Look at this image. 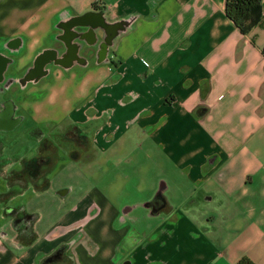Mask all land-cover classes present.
I'll return each mask as SVG.
<instances>
[{"label": "crops", "instance_id": "crops-1", "mask_svg": "<svg viewBox=\"0 0 264 264\" xmlns=\"http://www.w3.org/2000/svg\"><path fill=\"white\" fill-rule=\"evenodd\" d=\"M224 7L0 0V73L15 78L0 109L19 116L0 127V264L62 244L72 264H264V0L244 32ZM78 125L84 142L28 156L40 128ZM39 155L82 181L24 169ZM53 186L61 215L41 228L30 201Z\"/></svg>", "mask_w": 264, "mask_h": 264}, {"label": "flooded vegetation", "instance_id": "flooded-vegetation-1", "mask_svg": "<svg viewBox=\"0 0 264 264\" xmlns=\"http://www.w3.org/2000/svg\"><path fill=\"white\" fill-rule=\"evenodd\" d=\"M108 30V29H107ZM115 30H108L106 39H109L114 34ZM9 62V58H0V70L2 67L6 66ZM9 67V66H8ZM14 76L11 73H0V92L6 91L11 87V83L14 80ZM13 110V107L10 104H4V108L0 109V127H8L15 123V121L18 120V117H14L11 115V111ZM42 134L38 138V145H41L42 143L45 144V148H49L51 145V138H59V141H68V142H74V143H82L85 141L86 134H87V126H75L72 129H68L66 132L61 133L60 135L55 134L54 131H51V137H47V129L46 128H40ZM45 136V137H44ZM25 150V147H23L18 155H23V151ZM2 148L0 144V165H2V162L6 161L8 159V156L1 153ZM15 155V156H18ZM13 156V157H15ZM34 162L38 161H45L48 160V156H37L35 158H31ZM1 168V167H0ZM32 171H38L37 167L33 168ZM73 256L71 253H69V246L67 244L59 245L57 248H55L52 252L49 254L43 256L39 260V264H72Z\"/></svg>", "mask_w": 264, "mask_h": 264}, {"label": "rangeland", "instance_id": "rangeland-1", "mask_svg": "<svg viewBox=\"0 0 264 264\" xmlns=\"http://www.w3.org/2000/svg\"><path fill=\"white\" fill-rule=\"evenodd\" d=\"M53 144H54V142H51V145L49 146L50 149L55 148ZM27 149H28V156L35 155L38 153V151L40 153H44L46 151L44 143H42L41 145H38V148H37V145H34V142H33L32 146L28 147ZM46 163H47V161H46ZM40 167H41V165L37 166V169L39 171L44 170V172H50V173L53 172V174L55 175V180L62 178V173H69L75 182H81L82 181V177L77 174L78 172L74 168L76 166L73 163L65 165L63 167L57 166L56 164H54L52 166V168L51 167L45 168L44 166L41 168ZM27 171H29V169H27ZM56 189H59L58 186H57V188H55V186H53L51 188V191H49L48 193L42 194V195H40V197H34L30 201L31 206L33 208H36L39 213L43 212V218H42L41 223H40L41 228L47 227L55 217H58L61 215V212L59 210L61 203H58V212H56V200H58V202L61 201L58 194L55 193V191H57ZM77 196H78V194H74L70 198H76ZM20 197H26L28 199V194L23 192ZM37 264H39V263H37Z\"/></svg>", "mask_w": 264, "mask_h": 264}, {"label": "trees", "instance_id": "trees-1", "mask_svg": "<svg viewBox=\"0 0 264 264\" xmlns=\"http://www.w3.org/2000/svg\"><path fill=\"white\" fill-rule=\"evenodd\" d=\"M261 0H225V14L226 16L241 30L246 31L248 29V20L254 13L259 12ZM264 51V48H263ZM46 161L34 162L28 160L25 163L24 169L32 171L33 168L46 163ZM235 264H256L248 256H242Z\"/></svg>", "mask_w": 264, "mask_h": 264}, {"label": "water", "instance_id": "water-1", "mask_svg": "<svg viewBox=\"0 0 264 264\" xmlns=\"http://www.w3.org/2000/svg\"><path fill=\"white\" fill-rule=\"evenodd\" d=\"M74 37L79 38L78 34H74ZM58 193H62V190L58 191Z\"/></svg>", "mask_w": 264, "mask_h": 264}, {"label": "built area", "instance_id": "built-area-1", "mask_svg": "<svg viewBox=\"0 0 264 264\" xmlns=\"http://www.w3.org/2000/svg\"><path fill=\"white\" fill-rule=\"evenodd\" d=\"M147 64V62H145Z\"/></svg>", "mask_w": 264, "mask_h": 264}]
</instances>
